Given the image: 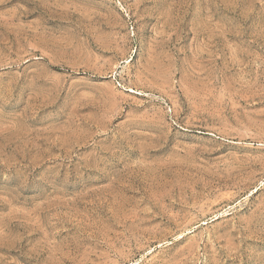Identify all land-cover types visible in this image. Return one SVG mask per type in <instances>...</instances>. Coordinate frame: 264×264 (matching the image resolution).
<instances>
[{
    "label": "rangeland",
    "instance_id": "obj_1",
    "mask_svg": "<svg viewBox=\"0 0 264 264\" xmlns=\"http://www.w3.org/2000/svg\"><path fill=\"white\" fill-rule=\"evenodd\" d=\"M0 264H264V0H0Z\"/></svg>",
    "mask_w": 264,
    "mask_h": 264
}]
</instances>
